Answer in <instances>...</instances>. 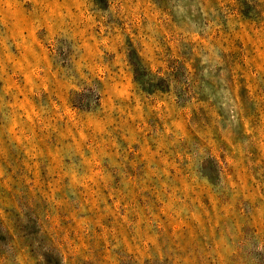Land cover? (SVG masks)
<instances>
[{"label": "rangeland", "instance_id": "374dc122", "mask_svg": "<svg viewBox=\"0 0 264 264\" xmlns=\"http://www.w3.org/2000/svg\"><path fill=\"white\" fill-rule=\"evenodd\" d=\"M0 264H264V0H0Z\"/></svg>", "mask_w": 264, "mask_h": 264}]
</instances>
